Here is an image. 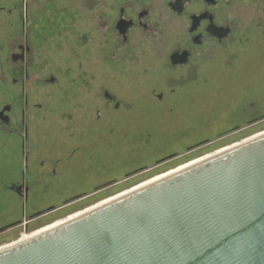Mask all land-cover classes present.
Here are the masks:
<instances>
[{
  "label": "flooded vegetation",
  "instance_id": "obj_1",
  "mask_svg": "<svg viewBox=\"0 0 264 264\" xmlns=\"http://www.w3.org/2000/svg\"><path fill=\"white\" fill-rule=\"evenodd\" d=\"M234 3V0H119L114 4L108 0V14L95 20L94 33H83L78 38L79 47L89 51L92 62L88 64V78L76 79L73 85L62 84V80L54 77L51 78L55 81L42 77L29 84L32 48L28 37L14 44L12 79L2 80L0 86V92L4 93L0 94V198L16 197L25 203L36 199L40 203L29 213L18 215L6 212L5 205L9 202L0 204V249L66 220L94 201L91 199L115 187L142 180L156 169L183 158V153L161 158L155 164L129 170L122 178H114L91 192L73 190L66 198L61 185L64 179L79 178L71 171L67 173L66 168H76L85 136L90 134L86 131L94 130L79 121V111L91 110L90 116L99 121L103 111L107 112L106 105L118 112L144 105L147 97L151 102L152 99L162 102L175 95L176 86L208 85L207 53L231 43V38L243 29V5ZM91 4L95 13L98 1L92 0ZM170 46L162 68L161 55ZM102 73L114 80L118 76L147 75L155 78L149 89L163 90L157 95L149 92L143 97L146 100L124 98L112 91L109 79L100 80ZM67 87L72 90L74 87V94ZM53 118H57L58 128L40 126L51 123ZM261 125L264 114L234 125L214 139L191 145L186 156L221 146ZM40 138H51L53 143L40 142ZM87 155L92 161V153L89 151Z\"/></svg>",
  "mask_w": 264,
  "mask_h": 264
},
{
  "label": "rangeland",
  "instance_id": "obj_2",
  "mask_svg": "<svg viewBox=\"0 0 264 264\" xmlns=\"http://www.w3.org/2000/svg\"><path fill=\"white\" fill-rule=\"evenodd\" d=\"M91 1L0 0V86L2 80L12 79L11 53L14 44L20 43L25 37H28L32 48L29 84H35L34 80L42 77L47 80L54 77L68 85H73L76 79L88 78V64L92 61L89 51L79 47L78 38L83 33H94L95 20L99 21V18L108 14V0H97L95 13ZM112 1L116 4L119 0ZM234 2L243 5V29L231 38V43L221 48L215 47L207 53L208 85L176 86L178 90L175 95L162 102L155 99L151 102L147 97L144 105H134L118 112L111 111L106 105L107 112L103 111V118L99 121L90 116L91 110L79 111V121L85 126L91 125L94 130L86 131L90 134L85 136L84 150L76 159V168H66L67 173L71 171L79 178L62 181L65 198L73 190L78 193L91 192L114 178H122L129 170L183 153L182 159L156 169L142 180L131 181L91 199L94 201L79 212L152 177L264 132V125H261L221 146L186 156L191 145L214 139L228 128L264 114V0ZM170 49L171 46L161 55L162 68ZM169 75L174 74H166ZM114 77L117 76L114 74ZM99 78L103 82L109 79L112 91L128 99H142L149 92L157 95L163 90L162 87H156L154 91L153 87L149 89L155 78L147 75L142 78L118 76L114 80L102 73ZM98 84L103 85L102 82ZM67 89H70V94H74V87L73 90L72 87ZM97 99L104 103L102 99ZM56 119L40 126L56 129L59 126ZM40 142L51 144L53 140L40 138ZM89 151L93 156L90 162L87 155ZM5 202H9L5 205L6 212L18 215L24 211L29 213L40 200L25 203L16 197H7L6 200L0 198V204Z\"/></svg>",
  "mask_w": 264,
  "mask_h": 264
},
{
  "label": "water",
  "instance_id": "obj_3",
  "mask_svg": "<svg viewBox=\"0 0 264 264\" xmlns=\"http://www.w3.org/2000/svg\"><path fill=\"white\" fill-rule=\"evenodd\" d=\"M0 264H264V136L3 248Z\"/></svg>",
  "mask_w": 264,
  "mask_h": 264
},
{
  "label": "bare ground",
  "instance_id": "obj_4",
  "mask_svg": "<svg viewBox=\"0 0 264 264\" xmlns=\"http://www.w3.org/2000/svg\"><path fill=\"white\" fill-rule=\"evenodd\" d=\"M260 136H264V132L259 133L258 135H255L254 137H251L249 139H246L245 141H243V143L249 142L250 140L256 139V138H258ZM243 143L242 142L241 143L239 142V143H235L233 145L224 147V148L219 149L218 151L214 152L213 154L207 155V156H205L203 158H200V159H197V160H193V161H191L189 163H186L184 165H181V166H179V167H177V168H175L173 170H170V171L165 172V173H163L161 175H158V176H156V177H154V178H152V179H150V180H148L146 182H143V183H141V184L133 187L132 189H130V190L126 191V192H123L121 194H117L116 196L111 197L109 199H106V200L98 203L97 205H94V206H92V207H90V208H88V209H86L84 211H81L79 213H76V214L70 216L69 218H67L64 221L58 222V223H56V224H54L52 226H49V227H47L45 229H42L41 231L35 233L31 237L37 236V235L42 234L44 232H47L48 230H51L52 228H55L57 226H61L63 224H66V222H70V221L75 220V219H77V218H79V217H81V216H83L85 214H88L89 212H92V211H94L96 209H99V208H101L103 206H106L108 204H111V203H113V202H115V201H117V200H119V199H121V198L129 195V194H132L133 192H136L138 190H141V189H143L145 187H148V186H150V185H152V184H154L156 182H159V181H161V180H163V179H165V178H167L169 176H172V175L177 174V173H179V172H181L183 170H186V169H188V168H190V167H192V166H194L196 164H199V163H201L202 161H204V160H206L208 158H211L213 156H217V155L223 154L225 152H228V151L236 148L237 146H240ZM31 237L26 238L24 241L29 240ZM24 241H22V242H24ZM8 246H11V245H8ZM8 246L2 247L1 249L6 248Z\"/></svg>",
  "mask_w": 264,
  "mask_h": 264
}]
</instances>
